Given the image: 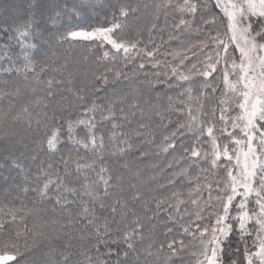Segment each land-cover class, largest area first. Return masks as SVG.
<instances>
[{
	"label": "snow or ice",
	"instance_id": "obj_1",
	"mask_svg": "<svg viewBox=\"0 0 264 264\" xmlns=\"http://www.w3.org/2000/svg\"><path fill=\"white\" fill-rule=\"evenodd\" d=\"M172 6L170 2L155 5L157 11ZM55 7L59 5L51 6L54 16L47 17L53 26L67 17L66 24H61L67 30L58 35L48 27L47 22L40 23L45 17V9L40 0H35L23 10L10 4L6 8L9 17H0V77L22 76L25 82L43 85L32 88L33 92L42 94L32 102L33 107L40 110L33 114L30 107L25 105L12 117L18 123L26 120L29 130L35 124L39 142L33 149L31 160L35 162L44 152L54 154L65 143L76 150L75 156L69 153L56 163L41 161L35 174L37 186L31 191L41 202L51 201L54 208L76 204L82 209L76 222H70L66 230L62 226L55 237L66 240L63 249L51 248V255L45 259L44 264H185L186 254L195 257V264H264V0H206L203 4L199 0H183L182 4L175 5L182 15L190 14L193 17L192 20L182 18L175 25L176 29L183 28L190 32L195 25V31L206 38L196 45L172 53L175 59L180 60V64L171 67L170 73H163L165 79L171 76L177 81L176 85L168 83L167 87L182 88L183 84L191 83L194 76L202 78L204 82L196 90L198 95L195 97L194 89L189 87L179 93L180 99L169 96L167 109H153L148 115L141 109L137 98L133 97L129 104L127 93L122 97H118L115 92L111 95L106 93L110 83L129 79L123 70L106 67L102 73H92L91 81L79 88H66V95L59 100L53 89L65 84V81L56 77L62 74L69 61L65 60L59 67L51 69L54 75L41 79L42 74L49 71L52 62L47 49L53 37L58 44L68 45L69 49L74 48L77 43L87 42L91 45L83 50L81 61L85 63H123L127 66L140 59L141 54L148 60H156L159 47L148 51L147 45L141 48L139 40L129 39L121 34L125 28L123 21L138 9L121 6L118 11H113L111 22H104L107 26L89 24L81 27L73 25L72 20L74 17H83V9L88 7L86 0H72L70 7L68 0H65L60 11H55ZM213 10L218 12L212 14ZM197 13L201 14L200 21L196 20ZM204 15H209L210 18L203 19ZM158 19L157 16L156 20ZM218 21L223 31L216 30L213 34V26ZM156 28L157 24L153 23L149 33ZM169 39H179V36H170ZM95 52L100 54L95 55L94 61H90V55ZM175 59L172 63H175ZM188 60H195L196 63L185 68ZM160 64L161 61L156 60L155 66L159 67ZM144 68L145 64L141 63L137 70L142 71ZM160 76V73L156 74L157 83H163ZM67 83L72 84V80L69 79ZM221 88L222 94L212 106L208 118V114L203 111L202 98H207L208 90L215 96ZM20 91L19 86L14 92L0 91V100H10L11 107ZM102 92L105 95L102 96ZM185 95L188 101L195 100L199 107L194 109L191 103L183 99ZM69 96L72 97L71 100ZM51 101H55V106L49 113ZM177 104L181 107L176 108ZM70 108L79 109L76 119L64 115ZM174 108L186 114L188 119L165 135L158 148L164 153L175 150L177 141L186 135L185 130L195 137V141L190 148L180 145L184 155L177 162L186 161L188 167L174 173L168 184H174L177 178L189 176L191 169L200 168L195 177H190V182L195 181L196 187L188 192L186 199L180 198L182 193L173 192L170 196L160 199L153 197L152 201L146 202V210H149L147 204L151 202H155L158 210L148 218L149 222L159 220L161 211L166 213V220H160L158 225L153 224L147 237L144 217L137 216L129 208L130 201L142 199L143 193L139 191L130 197L114 200L108 208L112 219L105 216L103 223H99L100 217L94 214L96 206L103 210L113 188H119L125 179L123 175L114 174L110 169L105 159L106 149L113 146L114 150L108 153L112 156L133 150L132 134L118 130L125 124L131 126L137 117L136 110L141 109L140 122L133 133L137 138L145 134V130H149L148 134H151L153 116L164 121ZM233 108L237 110V114L227 115ZM0 119H4V116H0ZM145 119L148 123H144ZM216 123L223 125L220 135L216 134ZM108 124L111 131L106 145L104 133L98 134V130ZM229 124L231 130L228 128ZM65 130L67 136L62 139ZM78 131H83V135L77 136ZM225 136L231 139L221 145L220 140ZM154 142L153 140L152 143ZM205 145L211 150L208 151ZM81 149L85 153H91V156H80ZM145 155L140 152L141 157ZM222 161L227 162L223 165L226 177L222 180L211 179L221 169ZM61 162L63 174L60 170ZM202 164L207 165V168H201ZM70 165L75 166L74 171ZM9 167L25 172L19 159L15 157L10 159ZM124 167L127 168V165ZM168 167L171 168L172 164ZM201 180L205 182L201 183ZM23 190L27 193L29 188L25 187ZM204 191H207V197L203 195ZM189 202L191 209L185 208L181 212V208ZM22 211L23 209L10 210L8 215L11 220H0V231L9 223H17ZM129 215L134 219L128 221ZM117 216L119 219H116ZM80 221H86V224L76 227ZM19 222L23 227H18L0 242V264H32L25 257L34 249L35 240L33 239L32 246L25 241L22 249L20 239L29 232L33 238L38 235L43 237L45 233L29 229L24 216H20ZM158 227L163 229L166 242L157 244ZM174 231L180 239L176 238ZM170 236L172 239H167ZM233 237L236 239L234 252L230 251ZM92 239L96 241L92 248L73 250L74 241ZM146 239L153 242L145 247L143 245ZM101 245L107 252L103 257L93 256V251L99 254ZM241 245L242 261L232 258L239 256ZM193 248L198 251H191ZM187 264H191V261Z\"/></svg>",
	"mask_w": 264,
	"mask_h": 264
},
{
	"label": "trees",
	"instance_id": "obj_2",
	"mask_svg": "<svg viewBox=\"0 0 264 264\" xmlns=\"http://www.w3.org/2000/svg\"><path fill=\"white\" fill-rule=\"evenodd\" d=\"M16 5L23 10V8H27L28 5L35 2V0H15ZM182 2L183 0H176ZM0 17L8 18L9 14L6 12V8L8 5L12 4V0H0ZM72 0H68V6H71ZM41 5L45 9V17L40 21L41 24L47 22L48 27L53 30L57 35L66 31L67 27H61V24H66L67 17L60 21L57 25L53 26L51 22L47 19L48 16H54L55 12L51 10V6L59 5V7H55V11H60L63 8L65 0H40ZM88 7L83 9V17H74L72 20L73 25H79L81 27L87 26L89 24L93 26H107L105 21L111 22V17L113 11L118 9L121 6L129 7V8H137L138 11L132 14H129L126 21H123L125 24V28L123 30L122 35H125L129 39L139 40L140 47L144 48L146 43H149L147 46L148 51H152L154 48L159 47V50L156 52V60L161 61L160 67L156 69L148 68L145 62L149 65L156 63V60H148L141 54L140 59H136L134 62L129 63L125 66L123 63H118L116 65L111 64H96L94 62H82L81 57L83 55V50L85 48L90 47L87 42L77 43L74 48L69 49L68 45H60L56 42L55 37H53L49 48L47 49V54L52 61L49 65V71L42 74L41 79H47L49 76L54 75L51 69L57 68L64 63L65 60H68L69 63L65 69H63L62 74L57 75V79H62L65 81V84L60 85L53 89L57 93L56 99L59 100L61 96L66 95L65 89L68 87L79 88L82 84H85L92 79V73H102L106 67H114L117 70H123L129 77L127 80H121L118 83H110L106 89V93L111 95L113 92L117 94L118 97H122L125 93L128 94L127 103H131L133 97L137 98L140 92L143 89L139 88V84H150L153 86V93H169V89L166 88L164 83H155L154 79L156 78V74L160 73V80H164L163 73L160 72V68L164 67L163 63L166 64L167 61L163 59H168L165 52H168L173 48L174 42L170 40L169 37L174 33V26L169 25V28L162 31H155V38L152 39L151 42H147L145 39L140 37L133 38L134 34L131 33L132 26L129 21L134 18H141L143 13L141 11L142 6L144 5L143 0H86ZM104 5H103V4ZM103 5V6H102ZM102 6V7H101ZM218 10H213L212 14H216ZM206 19H209V15H204ZM130 18V20H128ZM161 25V22H158ZM169 24V23H168ZM159 25V26H160ZM158 32V33H157ZM196 37L204 38V35L196 34ZM2 42V41H0ZM172 47H171V46ZM169 49V50H168ZM168 50V51H167ZM53 53L55 55H53ZM99 52L92 53L90 55V61H94L95 55H99ZM174 59H172L173 62ZM145 61V62H144ZM144 63L145 68L142 71H138V66ZM134 70H137L134 72ZM39 71V69L37 70ZM71 79L72 84H68L67 81ZM111 80V77H110ZM20 87V95L18 98H14V103L10 107L11 101L8 99L0 100V116H4V119H0V220L10 221L11 216L8 215L10 210H21L19 213L17 223L12 224L9 223L3 231H0V242L6 239L9 233H14L17 228H22L23 225L19 222L20 216L25 217V223H27L29 229L34 230L37 233L43 232L45 235L32 237L31 232L27 236H23L20 239V244L23 249L25 241L29 244V246L33 245V239L35 240V247L29 253L28 256L25 257L26 260L32 262V264H44L46 258L51 255V248H55L57 250H62L66 240L64 239H56L57 233L60 232L61 227L64 226L65 230L67 225L70 222L75 223L76 218L82 214V209L77 207L76 204H72L69 207L61 208L55 207L53 202L44 201L41 202L35 195L34 192L31 191L32 188L36 187L35 184V174L38 170V167L41 161L45 163L52 162L56 163L57 161H62V159L71 153L73 156L76 155V150L72 148L68 144H62L60 146L59 151L54 154H48L47 152L41 153L39 158L33 162L31 160V156L33 155V149L38 146V136L36 133L35 124L31 130L27 127L26 120H22L21 122H16L12 119L21 108L25 105L30 107V111L35 114V112L39 111L33 107L32 102H34L38 95H42L41 93L33 92L32 88H40L43 85H36L31 81L25 82L22 76H12V77H0V91L4 92H14L17 88ZM101 95H105L104 92ZM71 100L72 97L69 96ZM50 107L48 109L49 113L52 110V107L55 106V101H51ZM148 103V102H147ZM147 103L141 104V109L148 115L152 109L145 105ZM206 103V105H205ZM144 104V105H143ZM204 110L208 114V118L211 115V108H208V101L204 99ZM126 107V105H125ZM141 109H137V117L135 121L131 124V126L125 124L122 129L118 131H123L125 133L132 134V145L133 150L123 155L112 156L108 153L114 150L113 146H108L105 153V159L108 162L110 169L114 174H121L124 176V181L120 185L119 188H113L112 195L105 201L106 207L103 210L99 209V206H96L95 215L100 217L99 223H103V219L107 216L109 219H112L108 208L112 205L113 201L116 199H124L134 195L137 191L143 193L142 199L138 201H130L129 208L135 212L137 216L144 217L143 223L145 225V236H148L149 230L152 228L153 224H159L160 220H166V213L161 211L159 214V220H152L149 222L148 218L153 215L154 212H157L155 202H151L147 204L146 210V202L152 201L153 197L156 199H160L161 197L170 196L173 192L182 193L181 199H186L188 192L195 188V184L186 183L179 190L176 191V187L179 185L177 182L169 185L167 178L168 172L171 168L169 165V157L172 155L174 150H169V152L164 153L160 151L158 145L161 144V141L165 135L170 134L174 130V110H172V114L170 112L169 116L161 121L158 117L153 116L151 120V134H148L149 130H145V134L141 135L137 138L133 129L137 127V124L140 122V111ZM127 110V107H126ZM79 109L70 108L64 115L71 116L72 119L77 118V113ZM5 114H7L5 116ZM172 116V117H171ZM171 117V118H170ZM205 118V117H204ZM144 123H148V120L145 119ZM111 131L110 124L103 125L98 130L99 132H103L105 135V144H108V134ZM43 133V126L40 128V134ZM83 131H78L77 136H82ZM67 133L65 130L64 136L62 139H66ZM123 139V137H121ZM155 141L152 143V141ZM195 137L193 136L190 140L187 137L182 139L183 147L190 148L194 143ZM199 147V145H197ZM183 147H178L177 150L183 153ZM136 149H139L137 151ZM140 152H144L146 155L141 157ZM80 156H91V153H85L82 149L79 152ZM12 157L18 158L20 163L22 164L25 172H21L20 169H13L9 167V161ZM127 165V168L124 167ZM73 169L75 166L70 165ZM61 174H63V163L60 164ZM89 175H93L89 173ZM7 177V179H5ZM172 179V177L170 178ZM214 179H221V175ZM176 185V186H175ZM28 187L29 191L27 193L24 192V188ZM186 192V195H183V192ZM215 195V193H213ZM203 195L207 197V191L203 192ZM195 198V197H193ZM174 203V201H173ZM90 207H92L90 205ZM192 206L189 203L184 205V208H181V212L184 211L185 208L190 209ZM27 213V215H25ZM119 219V216L116 217ZM134 217L132 215L128 216V221L133 220ZM86 224V221H80L76 224V227H83ZM114 226V225H113ZM171 226V225H170ZM156 235V243L165 241L163 236V229L157 228ZM174 235L177 239L181 237L174 231ZM167 239H172V237H168ZM152 240L146 239L143 246H147L148 243H152ZM187 243L188 241L185 240ZM250 243V241H249ZM96 244L95 239L92 240H84V241H74L73 245L74 251L83 250L85 248H92L93 245ZM236 249V239L233 237L230 251H235ZM107 252V249L100 246V252L97 254L93 251L91 254L93 256L100 255L103 257V254ZM186 262L192 261L193 257L190 254H186ZM232 258H243V245L240 246L239 256H233ZM115 259V257H113Z\"/></svg>",
	"mask_w": 264,
	"mask_h": 264
},
{
	"label": "rangeland",
	"instance_id": "obj_3",
	"mask_svg": "<svg viewBox=\"0 0 264 264\" xmlns=\"http://www.w3.org/2000/svg\"><path fill=\"white\" fill-rule=\"evenodd\" d=\"M143 1H144V5L142 6L141 11L145 14L142 15L141 18L136 17L132 20H130V18L128 19V20H130L129 23L132 26L130 31H131V33L133 32V34H134L133 38L140 37L142 39H145L147 42L152 43V39L155 38V34H156L155 31L156 30L159 32V31H162V30L169 28V25L174 26V33H172V36L178 35L179 39L173 40L174 45H172V46H174V47L171 48L170 51H168L169 50L168 49L167 50L168 52H165L164 55H166L168 57V59H165V57H163V59L166 60L167 63L166 64L163 63L164 67L160 68V72L164 73L165 71H167L170 73L171 67H175L176 65L180 64V60L175 59L174 56L172 55V53L186 49L190 45H196L200 41L204 40L206 37L201 38L199 40V38L195 36L196 34L198 35V33L195 31V25L193 26V30L190 32L183 30V28H181L179 30L176 29L175 25L179 24V22L182 18L186 19V20H192L193 19L192 15H190V14H183L182 15L179 11H177L175 5L182 4L183 1L182 2H179L176 0H143ZM169 2L173 5L172 7L161 8L159 11H157V9L155 7V5L157 3L167 4ZM199 2L201 4H203L206 2V0H199ZM12 4L16 5V1L12 0ZM1 5L2 4L0 2V6ZM157 16L159 17L158 21L156 20ZM203 19H206V18L203 16ZM196 20L197 21L201 20V14L200 13H197ZM158 22H161V25ZM153 23L157 24V28H156V30L152 31L150 34L149 28H151ZM216 30H219L221 32L223 31V28L221 27L219 21L217 22L216 25L213 26V34H215ZM148 44L149 43H146V45H148ZM189 55H190V53H189ZM237 56H238V53H237ZM172 59H175V63H172ZM194 63H196L195 60L186 61L185 62V68H190L191 65ZM145 64L148 66V68H152V67L154 69L157 68L155 66L156 63L153 64V66L147 64L146 62H145ZM186 74H188V73L186 72ZM154 82L157 83L156 78L154 79ZM203 82L204 81L202 78L194 76L192 78V82L183 84L182 88L181 87H173V88L169 89L167 87V84L171 83L172 85H176L177 81L174 77H171V76H169L168 79H165V77H164L163 83L165 84L166 88L169 89L168 94H166V93H164V94L163 93H153L152 92V90H153L152 85H150V84H147V85L146 84H139V88L143 89V90L137 96V99L142 103L148 102L145 105H148L152 110L153 109H161V110L167 109L169 96H172L174 99H180L181 97H179V93H181L184 89L191 87L194 89L193 96L195 97L196 95H198V91H196V90L199 89V86L201 84H203ZM221 94H222V88H221V91H219L215 94V96L212 95L211 90H208L207 98H206V100L208 101V108H212V106L218 102ZM183 99L185 101H187L188 103H191L194 109L199 107V104H197V102L195 100L188 101V98L186 95L183 97ZM203 102H204V99L202 98V103ZM205 105H206V103H205ZM179 107H181V105L177 104L176 108H179ZM176 108L173 109L174 110V130L178 127L179 124L184 123L188 119L186 114L180 113L179 111L176 110ZM186 111H187V109L185 108V113H186ZM203 111L205 112L204 109H203ZM171 114H172V111H171ZM194 114H195V112H194ZM236 114H237V110L235 108H233V110L231 112H229L227 115L235 116ZM205 118L202 117V119H205ZM216 118H217V120L219 118V109L218 108H217V112H216ZM222 127H223L222 123H216V129H217L216 134L217 135H220V129ZM228 128H229V130H231L230 124L228 125ZM185 131H186V135L184 137H187L190 140L193 136L191 135V133H187V130H185ZM237 135H239L238 132H237ZM204 139L206 140L207 137L205 136ZM230 139H231L230 137L225 136L223 139L220 140L221 145H223L224 143H227ZM181 143H182V140L177 141V147L174 150V152L172 153V155L169 157V162H170L169 164H172L171 170L167 174V178L169 180L171 177L173 178L174 173H178V172H180V170L182 168L188 167V163L186 161L177 162L180 160L181 155H184V153L180 152V150H177L178 147L180 148ZM204 147L208 151L211 150L210 147H208L207 145H205ZM226 163H227L226 161H222L221 169L217 170V173L214 174L213 177H211V179L217 178L220 175H221V180L226 177V171L223 168V165ZM200 167L201 168H207V165L202 164ZM199 171H200V168H193L190 170L189 176H185L183 178H177L175 180V182H177L179 185L176 187V191H180L179 189L186 183L195 184V187H196V182L195 181L190 182V177H195ZM203 182H205V181L201 180V183H203ZM186 194L187 193L184 191L183 195H186ZM205 222H207V221H205ZM191 251H198V249L193 248V249H191ZM191 264H195V257H193Z\"/></svg>",
	"mask_w": 264,
	"mask_h": 264
}]
</instances>
